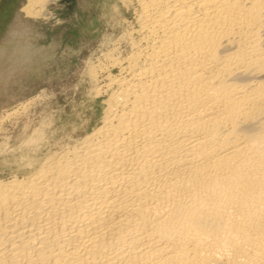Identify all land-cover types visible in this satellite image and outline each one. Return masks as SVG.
I'll list each match as a JSON object with an SVG mask.
<instances>
[{
  "label": "bare ground",
  "instance_id": "obj_1",
  "mask_svg": "<svg viewBox=\"0 0 264 264\" xmlns=\"http://www.w3.org/2000/svg\"><path fill=\"white\" fill-rule=\"evenodd\" d=\"M118 1L101 119L0 176V264H264V0Z\"/></svg>",
  "mask_w": 264,
  "mask_h": 264
},
{
  "label": "rangeland",
  "instance_id": "obj_2",
  "mask_svg": "<svg viewBox=\"0 0 264 264\" xmlns=\"http://www.w3.org/2000/svg\"><path fill=\"white\" fill-rule=\"evenodd\" d=\"M116 1L123 9L118 0H61L51 6L53 15L48 20L22 15L20 8L26 0L0 1V163L4 164H0V176L18 168L14 163L21 158L20 145L34 132H42L38 143L45 138L60 141L78 127L83 130L87 121L101 119L107 96L95 100L90 71L105 61V54L117 46L118 37L135 21L134 10L118 13ZM124 19L128 23L122 27ZM109 24L114 27L110 29ZM114 70L113 74L119 73Z\"/></svg>",
  "mask_w": 264,
  "mask_h": 264
}]
</instances>
